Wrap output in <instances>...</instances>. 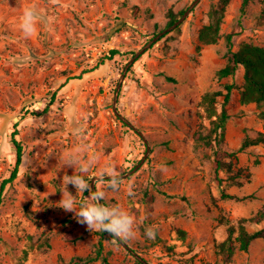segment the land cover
Listing matches in <instances>:
<instances>
[{"label":"rangeland","instance_id":"1","mask_svg":"<svg viewBox=\"0 0 264 264\" xmlns=\"http://www.w3.org/2000/svg\"><path fill=\"white\" fill-rule=\"evenodd\" d=\"M244 1L231 0L223 36L198 49L199 31L219 0H0V188L16 162V121L24 144L19 175L0 193V264H70L95 254L98 231L56 206L63 177L74 172L63 167L70 152L82 160L98 157L85 175L93 191L99 170L120 172L118 190L99 185L101 203L133 215L136 238L121 242L108 234L109 264H264L263 237L231 261L222 252L230 224L264 209V145L238 151L246 137L264 132L261 108L243 104L234 88L225 139L210 148L194 137L210 123L203 95L244 82L243 66L235 75L216 76L229 59L225 34L234 32L235 50L244 41L264 46V0H248L243 9ZM25 8L37 17L29 38L20 29ZM170 8L189 11L153 40L169 27ZM112 48L121 53L85 72ZM55 90L56 101L38 115ZM217 150L237 151L226 157L235 171L244 168L237 181L228 168L217 172ZM68 191L77 204L90 196L71 184ZM247 224L250 230L264 226ZM147 227L154 239L145 235ZM88 264L107 263L101 257Z\"/></svg>","mask_w":264,"mask_h":264},{"label":"trees","instance_id":"2","mask_svg":"<svg viewBox=\"0 0 264 264\" xmlns=\"http://www.w3.org/2000/svg\"><path fill=\"white\" fill-rule=\"evenodd\" d=\"M230 2L231 0H219V3L211 8V10L209 11V21L204 24L199 31L200 44L198 45V49H201L204 44L217 43L223 36V33L221 31L222 24L224 22L227 7ZM247 4L248 0H245L243 9H245ZM185 11L186 8H183L179 11H175L174 9L170 8L168 11L167 26L175 24L185 13ZM261 15L264 18V6L262 8ZM233 35L234 32L225 34L226 41L229 47V59L223 67L217 70L216 76L218 78H225L231 75H235L239 68L243 66L245 68L244 82L240 86H237V84L235 83H226L224 84L226 91H208L203 95L202 105L204 106V109L206 111L205 117L210 120V123L208 126L205 125L204 128L200 127L198 130H196L194 137L198 144L205 145L210 148H214L216 143H219L225 139L226 124L228 119L230 118L227 106L230 102L231 93L234 88L240 89L241 102L243 104L256 103L257 106L261 108L260 114L262 118H264V46L256 44L254 42L244 41L240 44L239 48L235 50L233 48ZM119 53H121V51L118 48L110 49L107 54L100 58V61L96 66H94L90 70H85V72L92 71L98 68L100 65L104 64L106 60L114 59L115 56ZM74 77L81 76H73L69 77V79ZM168 79L173 81L175 80V78L172 76H168ZM64 85L65 83L62 84V86ZM57 94L58 90L51 92L46 107L44 108V110H42V112H40V114L38 113V115H42L49 110L50 106L56 101ZM221 95L224 96L222 102L220 101ZM220 103L222 105L221 110H219L218 108ZM31 113L36 114L37 112L33 110V112ZM24 115L27 114L21 115V118H23ZM17 126L18 121L15 122V130L11 134L12 147L16 152V162L11 171V174L7 178H5L1 184V194L6 186L9 183H12L18 177L20 167L23 162L24 144L22 140L17 137L19 133ZM254 145H264V132H260L258 135L253 137H246L243 140L238 151H242L245 148ZM236 153L237 151L223 153L218 150L215 153V165L217 172L223 168H228L230 172H233L231 178L234 181H237V179L243 175L244 168H239L238 171H235L233 167V161L226 160V157L233 155L236 156ZM218 180L220 185L222 186L223 179L219 176ZM223 196L229 198L233 197L232 194L225 192V190ZM1 202L2 197H0V205ZM248 221L256 222L259 224L264 222V209L260 210L256 215L250 218H241L238 225L230 224L228 237L222 243V252L226 261H231L232 256L237 250H249L250 245L256 238H264V226L257 230H250L247 224ZM180 231L183 234H186L184 230ZM98 234L99 242L95 254H89L86 257L75 256L70 264H88L100 259L101 257L107 264H109L108 258L104 254V239L109 233L98 231ZM77 238L78 236L75 239Z\"/></svg>","mask_w":264,"mask_h":264},{"label":"clouds","instance_id":"3","mask_svg":"<svg viewBox=\"0 0 264 264\" xmlns=\"http://www.w3.org/2000/svg\"><path fill=\"white\" fill-rule=\"evenodd\" d=\"M56 3V0H52ZM37 17L31 8H25L20 21V29L26 38L31 37L36 32ZM77 135L83 134V129L76 130ZM98 157L92 155L82 160L76 152H70L63 157V167L73 168L72 175H66L62 179L63 189L62 198L58 201L57 207L63 209L66 213H72L74 219L82 225H86L90 232L103 231L110 234L115 240L121 242H131L136 238V218L128 211L117 205H105L101 203L105 199V193L100 190L99 185L116 191L120 187V172L114 166H106L98 171L95 178V190L85 175L97 163ZM77 169L79 172H77ZM105 177H108L106 179ZM93 179V178H92ZM76 188L77 193L90 192L87 200L77 204L71 192L68 191V185ZM145 235L154 239L156 232L154 228L147 227Z\"/></svg>","mask_w":264,"mask_h":264},{"label":"water","instance_id":"4","mask_svg":"<svg viewBox=\"0 0 264 264\" xmlns=\"http://www.w3.org/2000/svg\"><path fill=\"white\" fill-rule=\"evenodd\" d=\"M197 1L198 0H196V2ZM188 11L189 10H186L184 15H186L188 13ZM181 20L182 19L180 18L175 24H173V25L169 26L168 28H165L164 30H162V32H160L157 36H155L153 40H157V38H159V37H161V35L165 34L166 31H168L169 29H172V28L176 27L181 22Z\"/></svg>","mask_w":264,"mask_h":264}]
</instances>
